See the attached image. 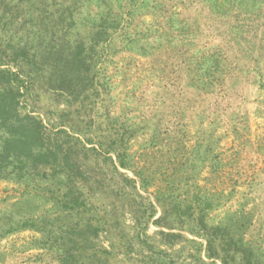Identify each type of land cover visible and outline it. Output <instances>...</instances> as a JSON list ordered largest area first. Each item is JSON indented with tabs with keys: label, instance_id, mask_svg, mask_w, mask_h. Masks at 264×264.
Returning <instances> with one entry per match:
<instances>
[{
	"label": "rangeland",
	"instance_id": "374dc122",
	"mask_svg": "<svg viewBox=\"0 0 264 264\" xmlns=\"http://www.w3.org/2000/svg\"><path fill=\"white\" fill-rule=\"evenodd\" d=\"M0 264H264V0H0Z\"/></svg>",
	"mask_w": 264,
	"mask_h": 264
},
{
	"label": "trees",
	"instance_id": "16d2710c",
	"mask_svg": "<svg viewBox=\"0 0 264 264\" xmlns=\"http://www.w3.org/2000/svg\"><path fill=\"white\" fill-rule=\"evenodd\" d=\"M7 90H8V89H7ZM7 90H6V89H3V90H1V91H3L4 94L6 95V94H7V93H6ZM10 92H12V91L8 90V93H10ZM13 103H15V106L13 107V113H14V112L16 113V111H17V109H18V107H19L18 101H17V103H16V97H15Z\"/></svg>",
	"mask_w": 264,
	"mask_h": 264
}]
</instances>
